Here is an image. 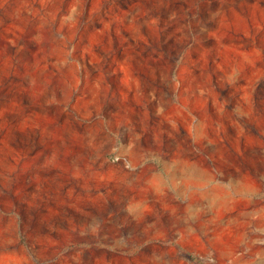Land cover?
I'll list each match as a JSON object with an SVG mask.
<instances>
[{"label":"rangeland","instance_id":"1","mask_svg":"<svg viewBox=\"0 0 264 264\" xmlns=\"http://www.w3.org/2000/svg\"><path fill=\"white\" fill-rule=\"evenodd\" d=\"M0 264H264V0H0Z\"/></svg>","mask_w":264,"mask_h":264},{"label":"bare ground","instance_id":"2","mask_svg":"<svg viewBox=\"0 0 264 264\" xmlns=\"http://www.w3.org/2000/svg\"><path fill=\"white\" fill-rule=\"evenodd\" d=\"M258 150H252L253 154H257ZM185 227V226H184Z\"/></svg>","mask_w":264,"mask_h":264}]
</instances>
